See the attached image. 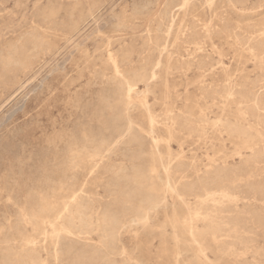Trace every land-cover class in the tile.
<instances>
[{"label": "rangeland", "instance_id": "obj_1", "mask_svg": "<svg viewBox=\"0 0 264 264\" xmlns=\"http://www.w3.org/2000/svg\"><path fill=\"white\" fill-rule=\"evenodd\" d=\"M188 1L0 0V56L8 45L29 42L32 33L42 32L51 43V50L38 49L7 72L0 58V264H264V0H214L212 7L204 0ZM163 28H168L164 34ZM159 37L165 42L159 44ZM113 58L120 59L121 75ZM126 80L157 113L154 132L138 98L129 103L124 92L121 97ZM116 103L123 111H114ZM171 113L172 135L165 126Z\"/></svg>", "mask_w": 264, "mask_h": 264}, {"label": "bare ground", "instance_id": "obj_2", "mask_svg": "<svg viewBox=\"0 0 264 264\" xmlns=\"http://www.w3.org/2000/svg\"><path fill=\"white\" fill-rule=\"evenodd\" d=\"M41 1H43V0H41ZM52 1V0H51ZM143 1V0H142ZM190 1V0H189ZM188 1V2H189ZM203 0H201V2H202ZM212 1L214 2V0H204V4H206V6L207 7H209L211 4H212ZM238 1V0H237ZM237 1H235V2H237ZM241 1V0H240ZM50 2V1H49ZM90 2V1H89ZM94 2H96V1H94ZM99 2V1H98ZM176 2H180V1H176ZM176 2H174V3H176ZM191 2V1H190ZM242 2V1H241ZM245 2V1H244ZM91 3V2H90ZM131 3V2H130ZM144 3V2H143ZM142 3V4H143ZM173 3V4H174ZM193 3V2H192ZM238 3V2H237ZM100 4V3H99ZM141 4V3H140ZM154 4V3H153ZM171 4V3H170ZM184 4V3H183ZM188 4V3H187ZM232 3L230 2V5H231ZM242 3H240V4H238V9H240L239 7H240V5H241ZM66 5V4H65ZM102 5V4H101ZM150 5H152V4H150ZM157 5V4H156ZM164 5V4H163ZM166 5V4H165ZM169 5V4H168ZM235 5H237V4H235ZM235 5L233 6V4H232V6L233 7H235ZM245 5V4H244ZM2 6V5H1ZM144 6V5H143ZM174 6H175V4H174ZM182 6V5H181ZM205 6V5H204ZM242 6V5H241ZM49 7V6H48ZM63 7V6H62ZM97 7L98 6H96V9H97ZM142 7V6H141ZM148 7H149V5H148ZM211 7H212V5H211ZM211 7H210V9H211ZM260 7V6H259ZM46 8V7H45ZM52 8H53V6H52ZM61 8V7H60ZM77 8V7H76ZM83 8H85V7H83ZM82 8V9H83ZM91 8H92V6H91ZM167 8V7H166ZM165 8V9H166ZM249 8V7H248ZM261 8V7H260ZM140 9V8H139ZM164 9V8H163ZM230 9V8H229ZM233 9V8H232ZM242 9V8H241ZM54 10V9H53ZM89 10V9H88ZM216 10V9H215ZM237 10V9H236ZM244 10V9H243ZM261 10V9H260ZM42 11V10H41ZM49 11V14L50 13H52L50 10H48ZM56 11H57V9H56ZM74 11V10H73ZM81 11V10H80ZM152 11V10H151ZM161 11V10H160ZM166 11V10H165ZM169 11V12H168ZM174 11V10H173ZM135 12V11H134ZM167 13H170V10H167L166 11ZM165 12V13H166ZM255 12V11H254ZM48 13V12H47ZM46 13V14H47ZM90 13V12H89ZM88 13V14H89ZM144 13V12H143ZM146 13V12H145ZM166 13V14H167ZM250 13V12H249ZM35 14V13H34ZM59 15V11L55 14V15ZM77 14V13H76ZM81 14V13H80ZM239 14V13H238ZM7 15V14H6ZM51 15V14H50ZM82 15H84V14H82ZM87 15V14H86ZM91 15V14H90ZM123 15V14H122ZM168 15V14H167ZM172 15V14H171ZM221 14H219V16H220ZM13 16H15V15H13ZM23 16V15H22ZM74 16V15H73ZM118 16V15H117ZM160 16H162V15H160ZM240 16V15H239ZM244 16V15H243ZM2 17V16H1ZM4 17V16H3ZM62 17V16H61ZM66 17V16H65ZM71 17H72V14H71ZM78 17V16H77ZM77 17L75 18V20H71V22L72 21H75L76 23H77V21H76V19H77ZM116 17V16H115ZM122 17V16H121ZM158 17V16H157ZM222 17V16H221ZM250 17V16H249ZM37 18H39V17H37ZM48 18H49V15H48ZM47 18V20H51L52 21V18L51 19H48ZM145 18V17H144ZM243 18V17H242ZM252 18V17H251ZM6 19V18H5ZM44 19H46V18H44ZM71 19H73V18H71ZM132 19V18H131ZM192 19V18H191ZM221 19V18H220ZM224 19V18H223ZM244 19V18H243ZM41 20V19H40ZM59 20H61V19H59ZM63 20V19H62ZM69 20L70 19H68V22H69ZM163 20H164V18H163ZM166 20V19H165ZM176 20V19H175ZM226 20H228V19H226ZM35 21V20H34ZM80 22L82 21L81 19L79 20ZM155 21V20H154ZM161 21V20H160ZM170 21V20H169ZM171 21H172V18H171ZM223 21V20H222ZM221 21V22H222ZM264 21V20H263ZM262 21V22H263ZM19 22V21H18ZM46 22V21H45ZM49 22V21H48ZM53 22V21H52ZM55 22V21H54ZM66 22V21H65ZM174 22V21H173ZM5 23V22H4ZM138 23V22H137ZM169 23V22H168ZM167 23V24H168ZM223 23V22H222ZM226 23V22H225ZM231 23V22H230ZM62 24H64V23H62ZM71 24V23H70ZM69 24V25H70ZM72 24H73V22H72ZM162 24H163V22H162ZM166 24V23H165ZM170 24V23H169ZM168 24V25H169ZM174 23H172V25H173ZM181 25H182V23H180ZM219 24V23H218ZM221 24V23H220ZM245 24V23H244ZM20 25H21V22H20ZM49 25V24H48ZM195 25V24H194ZM223 25V24H222ZM227 25V24H226ZM225 25V26H226ZM254 25V24H253ZM18 26H19V24H18ZM66 26V25H65ZM74 26H75V24H74ZM115 26V25H114ZM150 26V25H149ZM160 26H162L161 24H160ZM166 26V25H165ZM175 26V25H174ZM191 26H193V25H190V28H191ZM196 26V25H195ZM194 26V27H195ZM208 26V25H207ZM229 26H230V24H229ZM228 25H227V27H229ZM251 26V25H250ZM37 27V26H36ZM41 27H43V26H41ZM47 27V26H46ZM55 27V26H54ZM70 27V26H69ZM78 27V26H77ZM76 27V28H77ZM81 27V26H80ZM121 27H122V25H121ZM133 27V26H132ZM164 27V26H163ZM193 27V29L195 30V28ZM222 27V26H221ZM246 27V26H245ZM257 27H259V26H257ZM17 28V27H16ZM15 28V29H16ZM51 28V27H50ZM68 28V27H67ZM75 28V29H76ZM197 28V27H196ZM203 28V27H202ZM206 28V27H205ZM224 28V27H223ZM232 28V27H231ZM239 28V27H238ZM249 28V27H248ZM251 28H252V26H251ZM256 28V27H255ZM10 29V28H9ZM21 29V28H20ZM37 29V28H36ZM39 29V28H38ZM53 29V28H52ZM70 29L71 30H73V28L72 27H70ZM160 29H161V27H160ZM168 29V28H167ZM166 29V30H167ZM174 29H175V27H174ZM201 29V28H200ZM230 29V28H229ZM257 29V28H256ZM19 30V29H18ZM41 30V29H40ZM42 30H44L43 28H42ZM41 30V31H42ZM47 30H48V28H47ZM50 30V29H49ZM48 30V31H49ZM65 30V29H64ZM68 30H69V28H68ZM163 30H164V28L161 30V32L163 33ZM166 30H164V31H166ZM171 30V29H170ZM176 30V29H175ZM175 30H173V31H175ZM189 30V29H188ZM198 30H199V28H198ZM206 30V29H205ZM213 30V29H212ZM228 30V29H227ZM227 30L225 31V32H227ZM254 30V29H253ZM252 30V31H253ZM263 30V29H262ZM8 31V30H7ZM45 31V30H44ZM43 31V32H44ZM51 31H53V30H51ZM57 31V30H56ZM55 31V29H54V33L56 34V33H58V32H56ZM67 31V30H66ZM75 31V30H74ZM104 31V30H103ZM158 31H159V29H158ZM190 31V30H189ZM192 31V30H191ZM219 32H221V30H218ZM223 32H224V29L222 30ZM230 31V30H229ZM233 31V30H232ZM231 31V32H232ZM234 31H235V29H234ZM108 32V31H107ZM131 32V31H130ZM167 32V31H166ZM171 32H172V30H171ZM185 32V31H184ZM195 33H197L196 31H194ZM199 32V31H198ZM208 33H209V31H207ZM210 32H212V31H210ZM223 32H221V35H223L222 33ZM230 32V33H231ZM236 32V31H235ZM251 32V31H250ZM254 32V31H253ZM258 32V31H257ZM260 32H261V30H260ZM48 33V32H47ZM49 33H51V32H49ZM70 33V32H69ZM118 33V32H117ZM145 33V32H144ZM190 33V32H189ZM200 33V32H199ZM63 34V33H62ZM66 34V33H65ZM81 34V33H80ZM156 34H158V32L156 33ZM164 34V33H163ZM184 34V33H183ZM191 34V33H190ZM193 34V33H192ZM191 34V35H192ZM211 34V33H210ZM216 34V33H215ZM226 34V33H225ZM234 33H232V35H233ZM3 35V34H2ZM30 35V34H29ZM45 35V34H44ZM44 35H42V32H39L38 34H31V37L29 38V37H27L28 38V40L30 39V41L29 42H26V43H24V42H18V43H16V44H14V45H8V46H10V47H8L9 49L5 52V50H3L4 51V56H2L3 58H2V62H3V66H4V70H5V72H7V71H10V69L12 68V67H18V66H20V65H24V63H25V61L26 60H28L29 59V57L31 56V55H34V51H38V49H42V48H44V49H48V48H50V46H51V43L49 42V40H47L46 38H44ZM53 35V34H52ZM159 35H160V33H159ZM162 35V34H161ZM166 35H168V37H169V34H166ZM198 35V34H197ZM214 35V34H213ZM218 35H219V33H218ZM227 35V34H226ZM229 35H231V34H229ZM229 35H227V36H229ZM254 35V34H253ZM257 35V34H256ZM17 36V35H16ZM46 36V35H45ZM163 36V35H162ZM190 36V35H189ZM193 36H194V34H193ZM200 36V35H199ZM211 36V35H210ZM234 36H236V35H234ZM243 36V35H242ZM242 36H241V38H242ZM47 37V36H46ZM49 37H51V35L49 36L48 35V38ZM172 37H173V35H172ZM175 37H176V35H175ZM204 37H205V34H204ZM230 37V36H229ZM248 37V36H247ZM246 37V38H247ZM256 37H258V36H256ZM22 38V37H21ZM154 38V37H153ZM156 38H158V37H156ZM163 38V37H162ZM164 38H165V36H164ZM190 38H191V36H190ZM193 38V37H192ZM196 38H197V36H196ZM201 38H202V36H201ZM206 38V37H205ZM208 38V37H207ZM232 38V37H231ZM245 38V39H246ZM249 38V37H248ZM254 38V37H253ZM253 38H250V39H253ZM260 38V37H259ZM6 39V38H5ZM23 39V38H22ZM21 39V40H22ZM167 39V38H166ZM166 39H164V40H166ZM182 39H185V38H182ZM198 39V38H197ZM202 39H204V38H202ZM261 39V38H260ZM16 40V39H15ZM27 40V39H26ZM27 40V41H28ZM144 40V39H143ZM152 40V39H151ZM159 40L160 41H158V39H157V41L159 42V44H162V43H164V42H162L161 41V38L159 37ZM206 40V39H205ZM204 40V41H205ZM237 40V39H236ZM263 40V39H262ZM24 41V40H23ZM104 41V40H103ZM129 41V40H128ZM148 41V40H147ZM146 41V42H147ZM156 41V42H157ZM168 41V40H167ZM188 41V40H187ZM194 41V40H193ZM198 41V40H197ZM202 41V40H201ZM201 41H200V43H201ZM233 41V40H232ZM238 41V40H237ZM241 41H242V39H241ZM250 41V40H249ZM253 41V40H252ZM254 41H256V38L254 39ZM1 42V41H0ZM132 42V41H131ZM169 42V41H168ZM173 42V41H172ZM196 42V41H195ZM240 42V41H239ZM258 42H260V40L258 41ZM261 42H263V41H261ZM5 43V42H4ZM152 43V42H151ZM178 43V42H177ZM190 43V42H189ZM243 43H244V41H243ZM247 43H250V42H247ZM247 43H245V45L247 44ZM253 43H255V42H253ZM6 44V43H5ZM156 44V43H155ZM155 44H153L154 45V47H155ZM181 44V43H180ZM191 44V43H190ZM189 44V45H190ZM193 44V43H192ZM191 44V45H192ZM202 44V43H201ZM204 44V43H203ZM256 44V43H255ZM1 45V44H0ZM135 45V44H134ZM144 45V44H143ZM157 45V44H156ZM164 45V44H163ZM167 45V44H166ZM169 45V44H168ZM172 45V44H171ZM194 45V44H193ZM192 45V46H193ZM251 45V44H250ZM259 45V44H258ZM258 45L256 46L257 48H258ZM261 45H262V43H261ZM86 46V45H85ZM129 46V45H128ZM150 46V45H149ZM157 46H159V45H157ZM194 46H197V45H194ZM239 46V45H238ZM263 46V45H262ZM2 47V46H1ZM6 47V48H7ZM152 47V46H151ZM153 47V48H154ZM160 47V46H159ZM198 47H200V46H198ZM202 47V46H201ZM200 47V48H201ZM246 47H248V49H249V46L247 45ZM52 48H54L53 46H52ZM138 48H139V46H138ZM157 48V47H156ZM197 48V47H196ZM253 48V47H252ZM81 49V48H80ZM152 49V48H151ZM262 49V51H263V48H261ZM50 50H51V48H50ZM110 50V49H109ZM125 50V49H124ZM132 50V49H131ZM150 50V49H149ZM157 50H158V48H157ZM160 50V49H159ZM163 50V49H162ZM170 50V49H169ZM215 50V49H214ZM260 50V49H259ZM47 51V50H46ZM120 51V50H119ZM155 51V50H154ZM48 52V51H47ZM102 52V51H101ZM121 52H124L123 50H121ZM159 52V51H158ZM157 51L155 52V53H158ZM164 52V51H163ZM198 52V51H197ZM201 52V50L199 51V53ZM214 52V51H213ZM261 52V51H260ZM119 53V52H118ZM129 53V52H128ZM154 53V54H155ZM166 53H168V52H166ZM187 53V52H186ZM252 53V52H251ZM3 54V53H2ZM50 54V53H49ZM98 54V53H97ZM122 54V53H121ZM125 54H127V53H125ZM132 54H134V53H132ZM163 54V53H162ZM165 54V53H164ZM201 54H204V53H202L201 52ZM40 55H42V54H40ZM93 55V54H92ZM101 55V54H100ZM115 55V54H114ZM158 55V54H157ZM156 55V56H157ZM205 55V54H204ZM263 55H264V53H263ZM1 56H0V58H1ZM35 56V55H34ZM37 56H39V54L37 55ZM36 56V57H37ZM48 56V55H47ZM117 56V55H116ZM119 56V55H118ZM117 56V57H118ZM123 56V55H122ZM122 56H121V58H122ZM130 56V55H129ZM138 56H140V55H138ZM166 56V55H165ZM167 56H169V54L167 55ZM200 56H202V55H200ZM234 56V55H233ZM115 57V56H114ZM131 57H132V55H131ZM151 57V56H150ZM154 57V56H153ZM161 57V56H160ZM199 57V56H198ZM31 58V57H30ZM33 58V57H32ZM31 58V59H32ZM35 58V57H34ZM84 58V57H83ZM116 58V57H115ZM115 58H113L112 59V62H113V64H114V66H115V69H116V71H117V74H119V75H121V72H120V68H119V63H121V62H119L118 60H120V59H115ZM124 58V57H123ZM130 58V57H129ZM148 58V57H147ZM201 58V57H200ZM205 58H206V55H205ZM42 59V58H41ZM88 59H89V57H88ZM124 59H126V58H124ZM128 59V58H127ZM159 59H163V57L162 58H159ZM165 59V58H164ZM194 59V58H193ZM192 59V60H193ZM202 59H204V57L202 58ZM129 60V59H128ZM133 60V59H132ZM132 60H131V62H132ZM152 60V59H151ZM157 60V59H156ZM188 60V59H187ZM199 60V59H198ZM1 61V60H0ZM122 61V60H121ZM124 61V60H123ZM167 61V60H166ZM199 61H201V59L199 60ZM207 61H208V57H207ZM110 62H111V60H110ZM130 62V61H129ZM142 62V61H141ZM162 62V61H161ZM170 62V61H169ZM168 62V63H169ZM193 62V61H192ZM194 62H196L195 61V59H194ZM109 63V62H108ZM124 63V62H123ZM126 63H128V61H126ZM149 63V62H148ZM160 62H158V65L159 66H161L160 64H159ZM171 63V62H170ZM188 63V62H187ZM201 63H203L204 64V61L203 62H201ZM93 64V63H92ZM105 64V63H104ZM125 64V63H124ZM156 64H157V61H156ZM203 64H201V66H203ZM205 64H207L206 62H205ZM204 64V65H205ZM121 65V64H120ZM127 65V64H126ZM128 65H129V63H128ZM199 66H200V64H198ZM2 66V67H3ZM26 66V65H25ZM25 66H23V67H25ZM93 66V65H92ZM148 66V65H147ZM169 66V65H168ZM172 66V65H171ZM170 66V67H171ZM221 66V65H220ZM21 67V66H20ZM80 67V66H79ZM144 67H145V65H144ZM150 67H151V65H150ZM156 67V66H155ZM162 67V66H161ZM207 67V66H206ZM31 68H33V67H31ZM46 68V67H45ZM44 68V69H45ZM81 68V67H80ZM125 68V67H124ZM138 68V67H137ZM140 68V67H139ZM148 68V67H147ZM157 68V67H156ZM168 68V67H167ZM204 68H205V66H204ZM127 69V68H126ZM142 69H143V67H142ZM146 69V68H145ZM151 69V68H150ZM159 69V68H158ZM162 69V68H161ZM170 69V68H169ZM172 69V68H171ZM170 69V70H171ZM183 69V68H182ZM198 69H199V67H198ZM12 70V69H11ZM14 70H16V69H14ZM20 70V69H19ZM129 70H131V69H129ZM129 70H128V72H129ZM133 70H134V68H133ZM149 70V69H148ZM157 70V69H156ZM169 70V71H170ZM200 70V69H199ZM206 70V69H205ZM262 70V69H261ZM123 71H125V70H123ZM127 71V70H126ZM132 71V70H131ZM135 71V70H134ZM133 71V72H134ZM144 71V70H143ZM142 71V72H143ZM147 71V70H146ZM4 72V71H3ZM4 72V73H5ZM12 72V71H11ZM41 72V71H40ZM100 72V71H99ZM132 72V73H133ZM141 72V68H140V70L137 72V74H138V76L139 77H145L146 76V73L144 74V73H142ZM171 72V71H170ZM261 72V71H260ZM264 72V71H263ZM102 73V72H101ZM104 73H106V72H104ZM116 73V72H115ZM130 73V72H129ZM136 73V72H135ZM148 73H149V71H148ZM153 73V72H152ZM162 73V72H161ZM13 74V73H12ZM30 74V73H29ZM67 74V73H66ZM126 74V73H125ZM125 74L123 73V75L122 76H125ZM166 74V73H165ZM168 74V73H167ZM205 74V73H204ZM211 74V73H210ZM14 75V74H13ZM96 75V74H95ZM118 75V76H119ZM130 75V74H129ZM133 75H135L134 73H133ZM157 75V74H156ZM201 75V74H200ZM263 75V74H262ZM4 76H5V74H4ZM10 76V75H9ZM104 76V75H103ZM117 76V77H118ZM127 76H128V74H127ZM137 76V75H136ZM154 76V75H153ZM158 76V75H157ZM3 77V76H2ZM63 77V76H62ZM62 77H60V78H62ZM75 77V76H74ZM80 77V76H79ZM98 77V76H97ZM111 77V76H110ZM134 77V76H133ZM132 77V78H133ZM149 77V76H148ZM148 77H146L147 79H148ZM214 77V76H213ZM19 78V77H18ZM64 78V77H63ZM120 78V77H119ZM124 78V77H123ZM142 78V79H143ZM156 78H158V77H156ZM97 79V78H96ZM99 79V78H98ZM141 79V78H140ZM146 79V80H147ZM149 79H150V77H149ZM148 79V80H149ZM152 79V78H151ZM205 79V78H204ZM5 80V79H4ZM3 80V81H4ZM120 80V79H119ZM144 80V79H143ZM145 80V81H146ZM7 81V80H6ZM10 81V80H9ZM100 81V80H99ZM144 81V82H145ZM154 81V80H153ZM179 81V80H178ZM204 81V80H203ZM232 81V80H231ZM250 81V80H249ZM54 82V81H53ZM122 82V81H121ZM134 82V81H133ZM138 82V81H137ZM159 82V81H158ZM234 82V81H233ZM57 83V82H56ZM94 83V82H93ZM139 83V82H138ZM152 84H153V82H151ZM182 83V82H181ZM228 83V82H227ZM13 84V83H12ZM105 84V83H104ZM164 84H166V83H164ZM252 84V83H251ZM8 85H10V84H8ZM91 85V84H90ZM135 85V84H134ZM132 83H131V81H129V80H126V82H125V84H124V86H123V88H122V94H121V97H122V95L125 93V95H126V98L127 99H129V103H130V101H132L133 103H134V101L133 100H135L136 99V97L138 98V99H136V100H138L137 101V103L139 104V106L142 108V109H145L147 112H148V116H146V117H148V123H149V127H150V130L152 131V132H154V127H156V126H154L155 124H154V122H155V116L157 115V113H152V112H150V110H149V108H148V104L146 103V97L145 96H143L142 98L140 97V96H138V93H137V91L135 90V86H134ZM203 85V84H202ZM210 86H212L213 87V85H211V84H209ZM225 85V84H224ZM243 85V84H242ZM246 85V84H245ZM248 85V84H247ZM259 85V84H258ZM105 86V85H104ZM148 86H150V85H147V88H148ZM204 86H205V84H204ZM210 86H208V87H210ZM228 86V85H227ZM226 86V87H227ZM232 86V85H231ZM234 86V85H233ZM232 86V87H233ZM255 86V85H254ZM8 87V86H7ZM111 87V86H110ZM146 87V86H145ZM216 87L217 88H219V86H217L216 85ZM235 87V86H234ZM239 87V86H238ZM97 88V87H96ZM165 88V87H164ZM202 88H204V87H202ZM216 88V89H217ZM223 88V87H222ZM225 88V87H224ZM223 88V91L225 90ZM7 89V88H6ZM87 89V88H86ZM175 89V88H174ZM207 89H209V88H207ZM221 89V88H220ZM231 89H233V88H231ZM240 89V88H239ZM1 90H3V89H1ZM114 90V89H113ZM150 90V89H149ZM168 90V89H167ZM201 90V89H200ZM214 90V89H213ZM230 90V89H229ZM246 90V89H245ZM252 90V89H251ZM144 91H146L145 90V88H144ZM209 91V90H208ZM211 91V90H210ZM209 91V92H210ZM228 91V90H227ZM232 91H234V90H232ZM232 91H230L229 92V94L228 95H231L232 96V98L235 96V93L234 92H232ZM235 91H236V89H235ZM241 91V90H240ZM240 91H238V92H240ZM110 92V91H109ZM109 92L108 93H106V95L107 94H109ZM113 92V91H112ZM119 92V91H118ZM124 92V93H123ZM167 92V91H166ZM205 92V91H204ZM212 92V91H211ZM218 92V91H217ZM237 92V91H236ZM250 91H248V93H249ZM82 93V92H81ZM150 93H151V91H150ZM206 93V92H205ZM247 93V92H246ZM248 93H247V95H248ZM101 94V93H100ZM112 94H114V92L112 93ZM147 94V92H145V95ZM149 94V93H148ZM202 94V93H201ZM207 94V93H206ZM205 94V95H206ZM208 94H210V93H208ZM215 94V93H214ZM217 95H218V93H216ZM219 94H220V92H219ZM222 94V93H221ZM223 94H225V93H223ZM45 95V94H44ZM75 95V94H74ZM104 95V94H103ZM102 95V96H103ZM110 95V94H109ZM215 96L214 95V97H218V96ZM228 95H226L227 96V98H228ZM263 95V94H262ZM101 96V97H102ZM115 96H116V94H115ZM115 96L113 97V98H115ZM212 96V95H211ZM249 96V95H248ZM250 96H251V94H250ZM155 97V96H154ZM258 97V96H257ZM260 97V96H259ZM4 98V97H3ZM107 98V97H106ZM120 98V97H119ZM125 98V97H124ZM221 98V97H220ZM229 98H231V97H229ZM248 98V97H247ZM2 99V98H1ZM103 99V98H102ZM101 99V101H103ZM110 99V98H109ZM165 99V98H164ZM170 99V98H169ZM202 99V98H201ZM250 99V98H249ZM252 99V98H251ZM108 100V99H107ZM111 101L113 100V99H110ZM135 100V101H136ZM167 100V99H166ZM242 99H240V101H241ZM248 100V99H247ZM114 101V100H113ZM113 101H112V103H113ZM116 101H118L117 99H116ZM121 101V100H120ZM125 101H126V99H125ZM124 101V102H125ZM212 101V100H211ZM243 101V100H242ZM258 101L259 100H257V98L254 100V103H255V105H258ZM89 102V101H88ZM123 102V103H124ZM131 102V103H132ZM103 103V102H102ZM105 103V102H104ZM109 103V102H108ZM118 103V102H117ZM117 103H116V105L114 106V111L116 110V108L118 109V110H121V111H123L122 110V108H120V106H121V104L118 106L117 105ZM127 103V102H126ZM223 103V102H222ZM243 103H244V101H243ZM242 103V104H243ZM250 103H252V102H250ZM107 104V103H106ZM110 104V103H109ZM253 104V103H252ZM251 104V105H252ZM102 105H104V107L102 108L103 110L104 109H106L107 108V106H106V108H105V104H102ZM111 105V104H110ZM128 105V104H127ZM130 105V104H129ZM132 105V104H131ZM159 105H161L162 106V104H159ZM250 105V104H249ZM250 105V106H251ZM260 105V104H259ZM112 106H113V104H112ZM124 106V105H123ZM189 106V105H188ZM245 106V105H244ZM263 106V105H262ZM40 107V106H39ZM68 107V106H67ZM132 107V106H131ZM139 107V108H140ZM175 107V106H174ZM173 107V108H174ZM186 107V106H185ZM239 107V106H238ZM252 107H254V106H252ZM261 107V106H260ZM111 109H112V107H110ZM138 108V109H139ZM176 108V107H175ZM245 108H247V107H245ZM38 109V108H37ZM166 109V108H165ZM169 109V108H168ZM190 109V108H189ZM78 110V109H77ZM110 110V109H109ZM129 110V109H128ZM132 110V109H131ZM136 110H137V108H136ZM173 110V109H172ZM186 110V109H185ZM113 111V112H114ZM139 111H140V109H139ZM164 111H166V110H164ZM171 111V110H170ZM191 111V110H190ZM99 112V111H98ZM111 112H112V110H111ZM129 112V111H128ZM134 112V111H133ZM136 112V111H135ZM138 112V111H137ZM136 112V113H137ZM144 112V111H143ZM167 112H169V110L167 111ZM187 112H189V111H187ZM247 112V111H246ZM77 113V112H76ZM119 113V112H118ZM121 113V112H120ZM119 113V114H120ZM126 113V112H125ZM131 113V112H130ZM176 113H177V111H176ZM192 113V112H191ZM245 113V112H244ZM106 114H107V112H106ZM123 114H124V112H123ZM140 114V113H139ZM139 114H138V116H139ZM153 114L155 115V116H153ZM168 114V113H167ZM205 114V113H204ZM216 114V113H215ZM63 115V114H62ZM62 115H60V116H62ZM72 115V114H71ZM74 115V114H73ZM81 115V114H80ZM109 115V114H108ZM176 115H178V114H176ZM180 115V114H179ZM185 115V114H184ZM245 115V114H244ZM42 116V115H41ZM92 116V115H91ZM123 116V115H122ZM132 116V114L130 115V117ZM165 116H166V114H165ZM181 116V115H180ZM183 116V115H182ZM204 116V115H203ZM96 117V116H95ZM125 117V116H124ZM124 117H123V119H124ZM158 117V116H157ZM160 117V116H159ZM159 117H158V119H159ZM163 117V116H162ZM199 117V116H198ZM134 118V117H133ZM141 118H143V117H141ZM165 118V117H164ZM181 118V117H180ZM184 118V117H183ZM183 118H182V120H183ZM67 119H69V118H67ZM100 119V118H99ZM104 119V118H103ZM126 119H128V118H126ZM162 119V118H161ZM160 119V120H161ZM236 119H238V118H236ZM93 120V119H92ZM116 120V119H115ZM143 120V119H142ZM144 120H146V119H144ZM167 120H169L171 123L169 124H166L165 126L168 128L167 130H168V132L172 135V126H174V124H176V123H174V122H176L175 121V115H173V113H171V115H167ZM190 120H191V117H190ZM239 120V119H238ZM67 121V120H66ZM97 121V120H96ZM110 121H111V119H110ZM113 121H114V119H113ZM112 121V122H113ZM125 121V120H124ZM135 121V120H134ZM165 121V120H164ZM92 122V121H91ZM119 122V120L117 121V123ZM128 122V121H127ZM139 122V121H138ZM166 122V121H165ZM201 122V121H200ZM216 122H218V121H216ZM109 123V122H108ZM111 123V122H110ZM121 123V122H120ZM143 123V122H142ZM141 123V124H142ZM145 123V122H144ZM162 123H164V122H162ZM189 123H190V121H189ZM196 123V122H195ZM205 123V122H204ZM41 124V123H40ZM97 124V123H96ZM100 124V123H99ZM111 124H114V123H111ZM111 124H110V126H111ZM122 124V123H121ZM124 124H125V122H124ZM133 124V123H132ZM147 124V123H146ZM165 124V123H164ZM192 124V123H191ZM45 125V124H44ZM81 125V124H80ZM116 125V124H115ZM186 125V124H185ZM189 125V124H188ZM220 125V124H219ZM110 126H109V128H110ZM124 126V125H123ZM126 126V125H125ZM128 126H130V125H128ZM161 127H162V125H160ZM30 127V126H29ZM40 127V126H39ZM57 127V126H56ZM116 127V126H115ZM119 128H120V126H118ZM135 127H137L136 125H135ZM141 127V126H140ZM143 127V126H142ZM149 127H147L148 129H149ZM178 127V126H177ZM191 127V126H190ZM194 127V126H193ZM214 127V126H213ZM262 127V126H261ZM32 128V127H31ZM38 128V127H37ZM53 128V127H52ZM109 128H107L108 130H109ZM128 128V127H127ZM131 128V127H130ZM139 128V127H138ZM144 128V127H143ZM158 128V127H157ZM187 128H189V127H186V129ZM237 128V127H236ZM239 128V127H238ZM113 129V128H112ZM112 129H110V130H112ZM121 129H122V126H121ZM126 129V128H125ZM133 129H135V128H133ZM140 129V128H139ZM147 129V130H148ZM165 129V128H164ZM178 129H181V128H178ZM198 129V128H197ZM52 130V129H51ZM141 130V129H140ZM225 130H226V128H225ZM228 130H230V129H228ZM240 130V129H239ZM245 130V129H244ZM60 131V130H59ZM80 131V130H79ZM103 131V130H102ZM139 131V130H138ZM184 131H186V130H184L183 129V132ZM254 131H256V130H254ZM130 132V131H129ZM145 132V131H144ZM227 132V131H226ZM230 132V131H229ZM259 132V131H258ZM257 132V133H258ZM45 133H46V131H45ZM99 133V132H98ZM126 133V132H125ZM124 133V134H125ZM135 133L136 132H134V135H135ZM148 133H149V135L150 136H152L151 134H150V132H149V130H148ZM168 133V134H169ZM177 133V132H176ZM197 133V132H196ZM235 133V132H234ZM262 133V132H261ZM66 134V133H65ZM128 134H131V133H128ZM140 134V133H139ZM246 134H247V131H246ZM254 134V133H253ZM54 135V134H53ZM120 135V134H119ZM118 135V136H119ZM148 135V136H149ZM201 135V134H200ZM199 135V136H200ZM74 136V135H73ZM112 136V135H111ZM122 136V135H121ZM131 136V135H130ZM137 136H139V135H137ZM258 136V135H257ZM47 137V136H46ZM103 137V136H102ZM174 137V136H173ZM250 137H252V136H250ZM84 138V137H83ZM107 138V137H106ZM115 138V137H114ZM130 138H132V137H130ZM160 138V137H159ZM168 138H170V137H168ZM26 139V138H25ZM46 139V138H45ZM134 139V138H133ZM135 139H136V137H135ZM134 139V140H135ZM139 139V138H138ZM137 139V140H138ZM171 139H173L172 138V136H171ZM175 139V138H174ZM187 139V138H186ZM23 140V139H22ZM125 140H126V138H125ZM141 140H143V137H142V139ZM145 140V139H144ZM152 140H153V138H152ZM90 141V140H89ZM99 141V140H98ZM104 141V140H103ZM114 141V140H113ZM136 141V140H135ZM134 141V142H135ZM140 141V140H139ZM139 141H138V143H139ZM153 141H155V140H153ZM161 141V140H160ZM164 141V140H163ZM168 141V140H167ZM175 141V140H174ZM126 142V141H125ZM141 142V141H140ZM129 143V142H128ZM157 143V142H156ZM77 144V143H76ZM98 144V143H97ZM121 144V143H120ZM132 144V143H131ZM134 144V143H133ZM140 144V143H139ZM145 144H147V143H145ZM167 144V143H166ZM128 145H130V144H128ZM142 145V144H141ZM179 145V144H178ZM264 145V144H263ZM137 146H140V145H137ZM145 146V145H144ZM155 146H157V145H155ZM22 147V146H21ZM32 147V146H31ZM99 147V146H98ZM121 147H122V145H121ZM140 147H143V146H140ZM207 147V146H206ZM154 148V147H153ZM169 148V147H168ZM168 148H166V149H168ZM212 148V147H211ZM263 148V147H262ZM60 149V148H59ZM144 149V148H143ZM157 149V148H156ZM25 150V149H24ZM70 150H71V148H70ZM107 150V149H106ZM141 150V149H140ZM169 150H171L170 148H169ZM180 150V149H179ZM26 151V150H25ZM41 151V150H40ZM139 151V150H138ZM153 151V150H152ZM156 151V150H155ZM120 152V151H119ZM140 152V151H139ZM143 152V151H142ZM161 152V151H160ZM169 152V151H168ZM72 153V152H71ZM77 153V152H76ZM135 153V152H134ZM133 153V154H134ZM144 153V152H143ZM152 153V152H151ZM170 153V152H169ZM182 153V152H181ZM156 154H159L158 153V151H157V153ZM168 154V153H167ZM45 155V154H44ZM121 155V154H120ZM166 155V154H165ZM53 156V155H52ZM100 156V155H99ZM132 156V155H131ZM142 156H143V154H142ZM151 156V155H150ZM183 156V155H182ZM181 156V157H182ZM258 156V155H257ZM262 156V155H261ZM73 157V156H72ZM152 157H153V155H152ZM180 157V156H179ZM243 157V156H242ZM4 158V157H3ZM63 158V157H62ZM81 158V157H80ZM162 158V157H161ZM237 158V157H236ZM241 158V157H240ZM127 159V158H126ZM135 159V158H134ZM141 159V158H140ZM159 159V158H158ZM172 159H174V158H172ZM179 159V158H178ZM180 159H182V158H180ZM209 159V158H208ZM252 159V158H251ZM260 159V158H259ZM72 160V159H71ZM74 160V159H73ZM138 160V159H137ZM136 160V161H137ZM154 159H152V161H153ZM161 160V159H160ZM163 160V159H162ZM171 160V159H170ZM185 160V159H184ZM183 159H182V161H184ZM126 161V160H125ZM157 161V160H156ZM176 161V160H175ZM179 161V160H178ZM245 161V160H244ZM78 162V161H77ZM103 162V161H102ZM167 162V161H166ZM186 162V161H185ZM4 163V162H3ZM72 163V162H71ZM92 163V162H91ZM153 163V162H152ZM151 163V164H152ZM159 163V162H158ZM172 163H174V161H172ZM198 163V162H197ZM215 163V162H214ZM59 164V163H58ZM64 164V163H63ZM81 164V163H80ZM135 164V163H134ZM138 164V163H137ZM151 164H149V165H151ZM157 164V163H156ZM132 165V164H131ZM143 165V164H142ZM142 165H141V167H142ZM155 165V164H154ZM172 165V164H171ZM180 165V164H179ZM182 165V164H181ZM226 165V164H225ZM248 165V164H247ZM62 166V165H61ZM75 166V165H74ZM99 166V165H98ZM121 166V165H120ZM126 166V165H125ZM144 166H146V165H144ZM144 166H143V168H144ZM152 166V165H151ZM157 166H158V164H157ZM167 166H168V164H167ZM69 167V166H68ZM78 167V166H77ZM132 167V166H131ZM136 167V169H137V166H135ZM139 167V166H138ZM149 168H151L150 166H148ZM154 167V166H153ZM235 167H236V165H235ZM17 168V167H16ZM132 168H134V167H132ZM165 168V167H164ZM250 168V167H249ZM56 169V168H55ZM80 169V168H79ZM73 170V169H72ZM127 170V169H126ZM139 170H142V169H140V167H139ZM145 170V169H144ZM167 170V169H166ZM200 170V169H199ZM46 171V170H45ZM57 171V170H56ZM123 171V170H122ZM151 171V170H150ZM153 171H154V168H153ZM171 171V170H170ZM245 171V170H244ZM263 171V170H262ZM97 172V171H96ZM160 172V171H159ZM161 172H162V170H161ZM165 172V171H164ZM192 172V171H191ZM75 173V172H74ZM131 173V172H130ZM149 174H150V172H148ZM153 173V172H152ZM156 173V172H155ZM166 173V172H165ZM173 173V172H172ZM210 173V172H209ZM249 173V172H248ZM97 174V173H96ZM169 174V173H168ZM198 174V173H197ZM253 174V173H252ZM35 175V174H34ZM134 175V174H133ZM135 175H136V173H135ZM135 175H134V177H135ZM152 175H154V174H152ZM159 175H162V174H160L159 173ZM178 175V174H177ZM141 176V175H140ZM163 176H164V174H163ZM180 176V175H179ZM178 176V177H179ZM196 176V175H195ZM215 176V175H214ZM100 177V176H99ZM150 177V176H149ZM155 177V176H154ZM167 177H168V175H167ZM176 177V176H175ZM216 177V176H215ZM85 178V177H84ZM91 178V177H90ZM114 178V177H113ZM118 178V177H117ZM133 178V177H132ZM131 178V179H132ZM160 178H161V176H160ZM163 178V177H162ZM161 178V179H162ZM198 178V177H197ZM217 178V177H216ZM248 178V177H247ZM253 178V177H252ZM38 179V178H37ZM151 179H153V178H151ZM159 179V178H158ZM163 179H165V178H163ZM162 179V180H163ZM190 179V178H189ZM239 179V178H238ZM104 180V179H103ZM176 180V179H175ZM183 182H184V180L183 179H181ZM234 180V179H233ZM36 181V180H35ZM112 181V180H111ZM126 181V180H125ZM169 181H171V180H169ZM172 181H174V179L172 180ZM171 181V182H172ZM199 181V180H198ZM214 181H215V179H214ZM254 181V180H253ZM42 182V181H41ZM76 182V181H75ZM117 182V181H116ZM150 182V181H149ZM154 182H155V180H154ZM153 182V183H154ZM158 182V181H157ZM262 182V181H261ZM40 183V182H39ZM166 183V182H165ZM179 183V182H178ZM47 184V183H46ZM45 184V185H46ZM60 184V183H59ZM78 184H79V182H78ZM86 184V183H85ZM90 184V183H89ZM108 184V183H107ZM150 184H151V182H150ZM155 184V183H154ZM154 184H153V186H154ZM177 184V183H176ZM176 184H174V185H176ZM189 184V183H188ZM16 185V184H15ZM83 185V184H82ZM109 185H111L110 183H109ZM157 185V184H156ZM167 185V184H166ZM168 185H169V188H171L172 190L175 188H172L171 187V184H169L168 183ZM178 185V184H177ZM200 185V184H199ZM198 185V186H199ZM76 186V185H75ZM74 186V187H75ZM152 186V185H151ZM205 186V185H204ZM58 187H59V185H58ZM74 187H73V189H74ZM106 187V186H105ZM104 187V188H105ZM156 187V186H155ZM154 187V188H155ZM261 187V186H260ZM9 188V187H8ZM64 188V187H63ZM77 188V187H76ZM117 188V187H116ZM119 188V187H118ZM157 188V187H156ZM159 188H161V186L159 187ZM188 188V187H187ZM230 188V187H229ZM233 188V187H232ZM20 189V188H19ZM34 189V188H33ZM61 189V188H60ZM68 189V188H67ZM134 189V188H133ZM176 189V188H175ZM200 189H204V188H200ZM52 190V189H51ZM50 190V191H51ZM55 190V189H54ZM125 190V189H124ZM130 190V189H129ZM128 190V192H130ZM137 190V189H136ZM151 190V189H150ZM170 190V189H169ZM171 190V191H172ZM196 190V189H195ZM199 190V189H198ZM67 191V190H66ZM84 191V190H83ZM113 191V190H112ZM154 191V190H153ZM153 191H151V192H153ZM163 191V190H162ZM176 191V190H175ZM178 191V190H177ZM176 191V192H177ZM181 191V190H180ZM201 191V190H200ZM73 192V191H72ZM150 192V191H149ZM192 192V191H191ZM196 192V191H195ZM237 192V191H236ZM30 193V192H29ZM154 193V192H153ZM164 193V192H163ZM174 193V192H173ZM172 193V194H173ZM205 193V192H204ZM209 193V192H208ZM207 193V194H208ZM66 194V193H65ZM72 194V193H71ZM77 194V193H76ZM114 194V193H113ZM171 194V193H170ZM201 194H203V190H202V193ZM206 193H205V196L207 195ZM212 194V193H211ZM219 194V193H218ZM249 194V193H248ZM165 195V194H164ZM224 195V194H223ZM226 195V194H225ZM234 195V194H233ZM247 195V194H246ZM32 196V195H31ZM73 196V195H72ZM78 196V195H77ZM201 196V195H200ZM214 196V195H213ZM217 196V195H216ZM231 196V195H230ZM34 197V196H33ZM49 197V196H48ZM61 197V196H60ZM109 197V196H108ZM130 197V196H129ZM202 197V196H201ZM215 197V196H214ZM228 197V196H227ZM1 198V197H0ZM75 198V197H74ZM234 198V197H233ZM264 198V197H263ZM2 199V198H1ZM41 199V198H40ZM123 199V198H122ZM150 199V198H149ZM194 199V198H193ZM224 199V198H223ZM238 199V198H237ZM33 200V199H32ZM232 200V199H231ZM64 201H66V200H64ZM105 201V200H104ZM207 201V200H206ZM15 202V201H14ZM91 202V201H90ZM123 202H125V200L123 201ZM200 202H202V201H200ZM37 203V202H36ZM49 203V202H48ZM56 203V202H55ZM61 203H64V202H61ZM165 203V202H164ZM27 204V203H26ZM73 204V203H72ZM82 204V203H81ZM45 205H47V204H45ZM115 205V204H114ZM131 205V204H130ZM108 206V205H107ZM128 206H129V204H128ZM151 206V205H150ZM222 206V205H221ZM250 206V205H249ZM35 207H36V205H35ZM61 207H62V205H61ZM68 207V206H67ZM126 207V206H125ZM149 207V206H148ZM174 208V207H173ZM172 208V209H173ZM24 209V208H23ZM34 209H36V208H34ZM40 209H41V207H40ZM84 209V208H83ZM144 209V208H143ZM30 210H33V208L32 209H30ZM42 210V209H41ZM81 210V209H80ZM86 210V209H85ZM91 210V209H90ZM148 210V209H147ZM259 210V209H258ZM28 211V210H27ZM34 211V210H33ZM39 211V212H38ZM58 211V210H57ZM56 211V212H57ZM109 211V210H108ZM202 211V210H201ZM253 211V210H252ZM260 211V210H259ZM24 212V211H23ZM35 212V211H34ZM33 212V213H34ZM37 212H38V214L40 213V212H42V211H40V210H37ZM45 212V211H44ZM43 212V213H44ZM59 212V211H58ZM79 212V211H78ZM155 212V211H154ZM167 212V211H166ZM15 213V212H14ZM22 213V212H21ZM30 214H31V212H29ZM115 213V212H114ZM122 213V212H121ZM127 213V212H126ZM149 213V212H148ZM228 213V212H227ZM4 214V213H3ZM42 214V213H41ZM81 214V213H80ZM113 214V213H112ZM124 214V213H123ZM145 214V213H144ZM197 214V213H196ZM16 215V214H15ZM44 215H46V214H44ZM71 215V214H70ZM104 215V214H103ZM106 215H107V213H106ZM173 215V214H172ZM223 215V214H222ZM34 216H35V214H34ZM34 216H32V217H34ZM39 216H41L40 214H39ZM38 216V218H40ZM97 216V215H96ZM115 216V215H114ZM113 216V217H114ZM36 217V216H35ZM64 217V216H63ZM77 217V216H76ZM84 217H85V215H84ZM106 218H107V216H105ZM112 217V216H111ZM6 218V217H5ZM31 218V217H30ZM72 218V217H71ZM109 218V217H108ZM174 218V217H173ZM194 218V217H193ZM203 218V217H202ZM262 218V217H261ZM34 219V218H33ZM50 219H51V217H50ZM63 219V218H62ZM80 220V219H79ZM82 220V219H81ZM106 220H108V219H106ZM110 220V219H109ZM202 220H204V219H202ZM34 221V220H33ZM41 221H42V218H41ZM112 221V220H111ZM135 221H136V219H135ZM152 221V220H151ZM207 221V220H206ZM229 221V220H228ZM261 221V220H260ZM24 222V221H23ZM40 222V221H39ZM106 222V221H105ZM146 222V221H145ZM188 222H190V221H188ZM32 223V222H31ZM38 223V222H37ZM72 223V222H71ZM113 223V222H112ZM111 223V224H112ZM119 223V222H118ZM168 223V222H167ZM196 223V222H195ZM116 224V223H115ZM115 224H113V225H115ZM123 224V223H122ZM143 224V223H142ZM145 224V223H144ZM143 224V225H144ZM11 225V224H10ZM35 225V224H34ZM108 225V224H107ZM110 225V224H109ZM61 226V225H60ZM73 226V225H72ZM111 226V225H110ZM128 226V225H127ZM103 227V226H102ZM126 227V226H125ZM224 227V226H223ZM48 228V227H47ZM100 228V227H99ZM108 228V227H107ZM134 228V227H133ZM206 228V227H205ZM264 228V227H263ZM33 229V228H32ZM42 229V228H41ZM128 229V228H127ZM175 229V228H174ZM216 229V228H215ZM53 230V229H52ZM121 230V229H120ZM144 230V229H143ZM210 230V229H209ZM27 231V230H26ZM84 231V230H83ZM102 231V230H101ZM127 231V230H126ZM233 231V230H232ZM33 232V231H32ZM39 232V231H38ZM37 232V233H38ZM42 232V231H41ZM79 232V231H78ZM88 232V231H87ZM121 232V231H120ZM131 232V231H130ZM135 232V231H134ZM36 233V234H37ZM47 233V232H46ZM106 233H107V230H106ZM118 233V232H117ZM180 233V232H179ZM193 233V232H192ZM213 233V232H212ZM222 233V232H221ZM227 233V232H226ZM2 234V233H1ZM22 234V233H21ZM32 234V233H31ZM35 234V235H36ZM107 234H109V233H107ZM120 234V233H119ZM123 235V234H122ZM214 235V234H213ZM230 235V234H229ZM19 236V235H18ZM23 236V235H22ZM59 236V235H58ZM66 236V235H65ZM80 236V235H79ZM180 236V235H179ZM208 236V235H207ZM253 236V235H252ZM194 237H195V235H194ZM251 237V236H250ZM4 238V237H3ZM8 238V237H7ZM44 238V237H43ZM70 238V237H69ZM77 238V237H76ZM90 238V237H89ZM116 238H117V236H116ZM221 238V237H220ZM55 239V238H54ZM71 239V238H70ZM108 239H109V237H108ZM194 239V238H193ZM216 239V238H215ZM56 240V239H55ZM83 240V239H82ZM81 240V241H82ZM196 240V239H195ZM58 241V240H57ZM71 241V240H70ZM110 241V240H109ZM112 241V240H111ZM178 241V240H177ZM221 241V240H220ZM6 242V241H5ZM24 242V241H23ZM26 243H31V242H27V241H25ZM84 242V241H83ZM115 242V241H114ZM214 242V241H213ZM216 242V241H215ZM35 243V242H34ZM33 243V244H34ZM71 243V242H70ZM74 243H77L76 241H74ZM73 243V244H74ZM87 243V242H86ZM103 243H104V241H103ZM175 243V242H174ZM204 243V242H203ZM227 243V242H226ZM255 243V242H254ZM64 244H66V242L64 243ZM116 244V243H115ZM211 244V243H210ZM8 245V244H7ZM22 245V244H21ZM24 245V244H23ZM29 245V244H28ZM53 245V244H52ZM71 245V244H70ZM70 245H68V246H70ZM85 245V244H84ZM25 246H27V245H25ZM30 246V245H29ZM28 246V247H29ZM50 246V245H49ZM80 246V245H79ZM216 246V245H215ZM9 247V246H8ZM11 247V246H10ZM60 247V246H59ZM71 248L73 247V246H70ZM7 248V247H6ZM53 248V247H52ZM78 248V247H77ZM3 249H5V248H3ZM14 249V248H13ZM97 249V248H96ZM175 249H176V247H175ZM16 250V249H15ZM75 250V249H74ZM80 250V249H79ZM180 250V249H179ZM260 250V249H259ZM4 251V250H3ZM6 251V250H5ZM13 252H14V250H12ZM11 251V252H12ZM27 251V250H26ZM73 250H70V252H72ZM84 251H86V250H84ZM104 251V250H103ZM125 251V250H124ZM2 252V251H1ZM62 252V251H61ZM97 252V251H96ZM126 252V251H125ZM59 253V252H58ZM73 253H74V251H73ZM76 253V252H75ZM74 253V254H75ZM248 253V252H247ZM12 254V253H11ZM53 254V253H52ZM56 254V253H55ZM54 254V255H55ZM101 254V253H100ZM119 254V253H118ZM166 254V253H165ZM8 255V254H7ZM9 255H10V253H9ZM48 255V254H47ZM73 255V254H72ZM77 255H78V253H77ZM83 256H84V254H83ZM101 256H102V254H101ZM264 256V255H263ZM2 258L4 257V256H1ZM6 257V256H5ZM8 257V256H7ZM66 257V256H65ZM74 257V256H73ZM78 257H79V255H78ZM103 257V256H102ZM15 259V258H14ZM79 259V258H78ZM189 259H190V257H189ZM233 259V258H232ZM242 259V258H241ZM2 260V259H1ZM4 260V259H3ZM118 260V259H117ZM185 260V259H184ZM32 261V260H31ZM31 261H29V262H31ZM90 261V260H89ZM130 261V260H129ZM180 261V260H179ZM210 261V260H209ZM76 262V261H75ZM88 262V261H87ZM7 264H9L8 263V261L6 262ZM5 263V264H6ZM34 263V262H33ZM56 263V262H55ZM118 263V262H117ZM183 263V262H182ZM73 264V263H72ZM88 264V263H87ZM138 264V263H137ZM140 264V263H139ZM146 264V263H145ZM180 264V263H179ZM254 264V263H253Z\"/></svg>", "mask_w": 264, "mask_h": 264}]
</instances>
